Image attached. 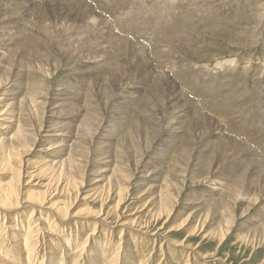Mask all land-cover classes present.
<instances>
[{"label":"rangeland","instance_id":"374dc122","mask_svg":"<svg viewBox=\"0 0 264 264\" xmlns=\"http://www.w3.org/2000/svg\"><path fill=\"white\" fill-rule=\"evenodd\" d=\"M69 1L73 9L69 17L60 7L46 10L41 6L25 17L29 6L35 4L31 0H0V30L5 29L14 36L9 44L12 48L9 62L14 64L24 54L41 58L44 49L55 46L56 54L53 52L51 58H46L50 61L56 57L55 62H51L53 66L43 61L48 72H44L47 76L45 90L53 93L59 84L63 85L71 99L70 105L55 108L59 110L57 121L71 130L81 122L93 123L96 133L114 142L109 148L118 160L120 171L117 169L119 172L116 171L112 180L121 185L120 192L97 187L100 184L96 181L98 175L108 172L100 171L106 163L98 158L100 149L96 148L100 143L96 134L85 139L82 145L74 144L73 138L67 142L66 149L72 159L68 158L66 164L80 155L78 170L73 172L78 184L75 190L63 192L61 197L57 190L53 200L69 204L70 212L76 214L70 222H83L79 226L84 227V236L99 219L103 225L96 232L100 231L103 240L119 243L128 238L131 250L141 238L147 240L146 244L154 253L148 260L150 264H264V238L247 235L252 220L264 211V172L255 173L257 167L264 168V38L256 42L255 37L264 34V25L256 28V20L246 18L262 0ZM194 1L197 6H203L195 8ZM176 3H179L177 7H171L170 4ZM188 7L194 11L192 17L190 13L185 16ZM210 7L214 10L209 13ZM167 8L171 14L167 12L166 15L170 18L162 22L164 25L159 22L165 29L163 32L157 34L152 25L145 27L153 20L152 10H165L162 12L165 13ZM138 10L140 13H136ZM134 15L139 21H132ZM30 20L35 23V37L17 36L15 33L21 30V23ZM133 31L137 39L131 36ZM43 32L49 36L45 44L40 39ZM145 38L149 42H143ZM111 59L105 68V63ZM24 60L31 63L27 57ZM30 68L27 72L32 80L41 71ZM168 68L178 69V75L169 74ZM181 84L187 85L192 92L188 99L192 103L187 107H196L194 97L197 96L211 111L185 108L184 114H189L191 119L187 121L184 115V123L171 125L168 96L171 92L173 95L179 92ZM124 87L130 89L125 92ZM52 107V103H47L40 110L35 109L32 120L33 115L18 114L19 126L28 133H36L35 125L42 120H55L56 115H49ZM196 115L204 118L202 124L205 126L195 124ZM28 120L33 128L24 126ZM180 125L185 131L182 138L175 139L177 133L172 127ZM246 136L260 147L258 152H253ZM35 137L30 134L26 140L34 143ZM171 141H176L177 150L170 160L171 167L176 160L175 176L168 174L170 180L173 179L174 195L168 202V211L155 214L154 195L159 188H149L154 183L151 180L154 174H147L153 167L162 172L168 160L164 152ZM44 147L46 142H38L20 149L19 160L13 163L16 170L21 168L22 171L16 185L22 199L27 187L30 190L36 186L33 184H46L49 179L48 175L46 178L40 174L41 163L37 166L35 161L44 155ZM159 154H163L161 159H152ZM243 156H247L245 165L234 173L238 159ZM27 159H31V163L28 161L24 166L23 160ZM25 167L36 175L23 174ZM11 178V171L0 168V183L6 185ZM235 183L236 189L240 187L239 195L236 203L233 200L230 204V211H222L226 216L213 211L200 216L195 208L191 209L196 204L193 198L217 196L220 193L217 188L222 184L229 189ZM42 188L38 189L44 192L46 186ZM14 211L26 212L27 209L24 204ZM138 226L149 233L141 236L135 230ZM61 227L57 230L59 234L68 231L67 226L63 229L62 224ZM85 256L84 264H90L88 255Z\"/></svg>","mask_w":264,"mask_h":264},{"label":"bare ground","instance_id":"6f19581e","mask_svg":"<svg viewBox=\"0 0 264 264\" xmlns=\"http://www.w3.org/2000/svg\"><path fill=\"white\" fill-rule=\"evenodd\" d=\"M31 1L35 4L29 6L26 13L24 14L25 17H28L26 15L34 11L35 7L37 6H41L46 10L52 7H60L63 10V13L65 14L66 17H69L70 15L73 14V9L70 6L71 2L69 0H31ZM76 1L78 2L82 1L86 3H93V2L98 3V1L96 0H76ZM175 2L178 1L176 0ZM232 3H236V2H232ZM172 4H170L171 7L172 6L177 7L179 5V3H176L174 5ZM95 6L97 9H100L96 4ZM189 6H193V5L189 4ZM201 6L203 5L197 6V3L194 1L195 8ZM223 7L226 8L225 4ZM213 8L210 7L208 9L209 13L210 11L214 10ZM190 9L192 8L188 7L185 16L188 15V13H190L191 17L193 16L194 11H191ZM140 11L136 13H140ZM164 11L160 12V11L152 10L154 14L153 20L151 21L150 24L148 23H146V25L144 24L145 27L147 25H152V28H154L155 32H158L157 34L163 32L165 29H162L160 27L159 22L162 25H164V23L162 22L167 21V18L169 16L167 17L166 14L167 12H169V8H167V11L165 13H162ZM218 12L216 11V13ZM130 13L133 14V12ZM213 14L216 15L215 13ZM246 15H248L246 17L247 19L256 20L254 27L259 28L260 26L264 25V0H262L259 5L255 6V10L251 14L247 13ZM132 21L133 22L139 21V19L136 17V15H134ZM140 22L142 21L140 20ZM173 22L175 23V20ZM188 22H190V20L187 21L186 23ZM175 24H174L175 26H178L177 23ZM183 25L179 27L178 31H181V27ZM38 27L39 25L36 24V28ZM20 29L21 30L18 33H15L17 36L32 35V38L35 37L34 35L35 23L32 20L23 21L21 23ZM4 30L5 29L0 30V130H1L0 168L8 170L9 172L11 171L12 178L10 182L7 183L6 185L0 183V264H45V262L47 263V261L48 264H84L83 259H86L85 256L86 254L88 255V261L90 260L89 261L90 264H125V263L128 264V261H131L130 262L131 264L132 263L150 264L148 260L152 258L154 253L146 244L147 240L141 238V241L135 245L136 248L134 250H131V247L127 243L128 238L124 239V241L127 244H124L125 242H122V240L119 243L106 241L105 239L103 240L102 236L99 235L100 231L98 230V233L96 232L97 228H100L101 225H103L102 220L99 219H97L94 222V224H92L93 228L91 229L88 228L89 229L88 234L84 236L85 229H83L84 227L79 226V224L83 225L84 223L70 222V219L74 218L76 214H72L70 212L69 204L59 202L58 200L57 201L53 200L55 195H57V190H59V195L61 197L63 192L69 191L70 189L72 191L75 190L78 184V180L74 176L73 172L79 167L78 165L79 163L77 162L80 161V157L78 158V156L80 155L75 156L74 158L75 161L73 162L71 161L70 163L66 164L68 158L72 159V156L69 154L68 150L66 149L68 147L67 142L73 138L74 144L82 145L85 139L89 137H93L98 133H96V129L93 127V123L88 125L87 121H85V123L81 122L80 124L76 125L74 127L75 128L74 130H71L67 127H63L64 124H60L61 122L57 121L59 110L57 111V109L55 108L57 107L60 108L70 105L69 102L71 99L70 96L68 95L65 86L63 85L59 84V88L57 87L56 89H54L55 91L53 93H49L45 90L47 84L45 83V81L47 80V76L44 74V72L45 73L48 72L43 64V61L46 60V58L52 56L53 52H54L53 54H56L55 46L52 45V47L48 46L49 48L46 49L43 48L44 52L42 53L43 57L41 58H37L36 56L33 57L31 54L29 55L24 54L17 60V62L11 64L9 60L11 56L10 51L12 50V48H9V44H12V40L14 39V36L13 35L11 36V34L6 33ZM256 31H258V29H256ZM130 34L135 39L138 38V35L135 34L134 31L133 33ZM48 37L49 36L46 32L40 34V39L43 41L44 44L46 43ZM255 37H257L256 38V42H257L259 38L261 37L262 39L264 38V34L259 33V35ZM36 38L39 39V37ZM143 42L147 43L149 42V39L145 38ZM25 57H27V59L30 60L31 63L25 61L24 60ZM55 60L56 57H54V60L51 59L50 61L49 59L46 60V62L49 61L47 65L49 64L50 66H53L51 62H55ZM111 62L112 59L107 61L105 63V68ZM33 64L38 69V71L40 70L41 72L39 71L40 74L38 75V77L34 76V78H32L31 80V78L29 77V73L27 72L28 71L27 68L31 67L32 69H35V67H33ZM176 71H178V69L177 70L174 68L167 69V72L169 74H173L177 76L178 74H176ZM207 76L210 77L209 75ZM100 82L104 83L105 79L102 80L100 79ZM186 84L190 86L189 85L190 83L188 84L187 82ZM187 85L181 84L182 88L180 89L179 92L177 91L175 95H173V92H171V94L168 96L169 108H170L169 114L172 117L171 125H174L175 122H179L181 124L186 121L184 119V115L188 117L189 114H184L185 108H188L190 111L193 109H200L203 112H206L205 110L211 111L209 109H206L209 106L205 105L206 103L203 102V99L197 96L194 97L195 99L194 104L196 107H187L188 104L192 103L190 100H188L192 92L189 89V87H187ZM124 88H125L124 89L125 92H127L130 89L127 87ZM128 98L129 100H131L130 96H128ZM158 98H160L159 94L156 96L157 100ZM47 103L48 105L51 103L53 104L52 109H50L49 115L50 116L56 115L55 120L52 118H50V120L47 119L42 120L40 124L35 125L37 127L36 133L35 132L28 133L25 128H21L19 126L21 121L18 120L17 117L18 114L22 115L23 113V114H27L28 116L33 115L31 118L32 120L35 116L34 110L35 109L40 110V107H42L43 105L45 106ZM167 104L168 103H166V105ZM32 111H34L33 114L31 113ZM195 117H196L195 118L196 125H200V127L201 125L205 126L204 124H202V121L204 120L203 117L200 118L198 115H196ZM94 119L97 118L95 117ZM190 119L191 118L188 117L187 121H189ZM24 126L28 128L32 126L33 128V125L31 121L29 122V120H28V124H25ZM172 130L176 131L177 135L175 139H177V137L182 138L185 128H183L182 125H180L179 127L173 126ZM30 134L37 136L34 138V143L28 142V140H26V137L29 136ZM105 137L106 135L104 134L101 133L98 134V139L96 140L99 141L100 147L97 148L94 147L96 148L97 151L100 149V151L98 152L100 153L98 158L101 159V161H104V163H106V165L100 171L104 173L108 172L106 174L101 173L98 175L99 179H97L96 181H100V184L99 185L97 184L98 185L97 187H100L108 191L114 190L115 192L116 191L120 192L122 189L121 185L113 183L112 180L113 175H116L117 173L116 171L120 169V168L118 169L119 167L118 160L116 159V156L113 154L112 148L111 149L109 148L113 145L114 142L113 140H108L110 138H105ZM101 139H106V140L103 141ZM98 141H97V145L99 144ZM247 141L250 143V147L253 150V152H258L260 150V147H256L255 142L253 140L247 137ZM38 142H46V147L42 149L45 150L44 155L41 156L39 160L37 159L35 160L37 162L36 165L38 166V164L41 163L39 165L40 168L38 169V171L40 170L39 171L40 174L44 176L48 175L49 179L48 180L45 179L47 180L46 184L43 183L33 184L36 186H33L34 188L30 190H28L29 187H27L28 188L26 190L27 192H25L26 195L22 199L20 198V195L19 193H17L16 190V185L17 183L20 182L19 179L20 176L22 175V171L21 168L19 170L18 169L16 170L14 168L13 163H15L16 160H19L20 149L24 150V148H29V146L32 147L35 143ZM95 143L96 141H94V144ZM175 143L176 141H171L166 146L167 149L164 152L166 157L164 158L168 160L166 161L164 167H162L163 168L162 172L157 171L153 167L148 171L147 174V176H151L152 174H154L151 179L152 182L154 183L151 184L149 188H156V187L159 188V190L156 188V190L158 191L157 194L154 195L155 198L154 207L155 206L157 207L155 214L157 213L160 214V212L162 211L167 212L168 202L171 199L172 195H174L172 189V186L174 185L172 181L173 179L170 180L169 175L171 174L172 176H175L173 171L174 169L173 166L176 165V160L174 159L172 161V167L170 164V160L177 151L175 148ZM29 152L30 151H28L25 154H28ZM65 155L67 156L65 157ZM162 156L163 154L162 155L159 154V156H156L154 158L150 157V158L156 160V159H161ZM246 159L247 156H243V158L238 159V163L233 169L234 173L239 171L245 165L244 163ZM24 160H23V164L25 166L26 163L28 161L30 162L31 159L30 160L27 159L26 161ZM35 161L33 162L36 163ZM111 164H113V166H111ZM22 170H23V174L25 173L29 174L28 176L30 177H32L35 174V172L33 170L30 171L28 167H25ZM257 172L260 173L264 172V168L257 167L255 173ZM252 180L253 178L252 176H250L249 177L250 183L252 182ZM59 182L62 183L60 184V186H59ZM29 184L31 183L29 182ZM225 185L226 184H222L221 187L217 188V190L220 191V193L217 196L207 195L203 198L200 197L193 198V201L196 204L191 209L195 208L196 211L199 212L200 216L201 215L207 216L210 211H213L214 213H216V215H219L223 210L230 211V204L233 202V200L236 203L237 197L239 195L240 187L236 189L237 184L235 183L231 188L226 189L224 188ZM37 187L38 188L43 187L45 188L44 189L45 191L41 192L40 189H38ZM51 189L53 191H51ZM235 189H236V193H235ZM255 199H257V197ZM24 204L27 209L26 212L21 211L17 213L16 211H14L20 208ZM159 214L157 216H159ZM221 214L223 216H226V213L224 212H222ZM11 215H13V218L10 217ZM220 220L222 221L221 218ZM62 224H63V229L65 228V226H67L68 231H63L62 234H59L58 233L59 231L57 232V230L62 228L61 227ZM220 225L221 222L219 226ZM135 230L139 232L141 236L143 234L149 233L144 229L143 226H138V228H135ZM122 231H125L124 234H126V230L123 229ZM106 233H111V232H106ZM247 235L253 238H255L256 236L264 238V211L263 214H260L258 217H255L252 220L251 226L248 228ZM154 260L156 262L157 258ZM159 264H162V262H160Z\"/></svg>","mask_w":264,"mask_h":264}]
</instances>
